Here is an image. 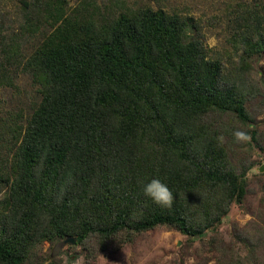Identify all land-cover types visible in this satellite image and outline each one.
Here are the masks:
<instances>
[{"label": "trees", "instance_id": "obj_1", "mask_svg": "<svg viewBox=\"0 0 264 264\" xmlns=\"http://www.w3.org/2000/svg\"><path fill=\"white\" fill-rule=\"evenodd\" d=\"M163 1L0 7V88L23 74L39 95L23 121L0 118V264L68 237L95 257L158 227L198 236L243 201L247 168L228 138L252 123L248 103L264 105L251 61L264 56V0L227 13L226 59ZM153 177L174 192L171 208L143 195ZM261 217L248 253L218 251L217 264H264Z\"/></svg>", "mask_w": 264, "mask_h": 264}, {"label": "rangeland", "instance_id": "obj_2", "mask_svg": "<svg viewBox=\"0 0 264 264\" xmlns=\"http://www.w3.org/2000/svg\"><path fill=\"white\" fill-rule=\"evenodd\" d=\"M18 1L0 0V7L11 16H15ZM114 1H124L131 6L149 2V0H97L99 4ZM254 1L163 2L169 10L194 16L205 34L207 47L226 59L228 55L232 56V53L228 52L229 47L225 43V31L222 27L227 20L226 15L234 6ZM251 61L257 71L264 72V56L253 57ZM36 92L30 85L28 77L23 74L19 76L15 88H0V118L9 122L14 118L23 121L39 101ZM247 107L253 121L242 131L246 132L250 139L237 141L234 136L228 138L230 155L237 170L247 168L246 194L241 203L231 205L227 216L214 229L188 237L178 230L158 227L138 234L130 243L114 245L109 252L99 253L95 257L87 255L80 246L71 247L74 244L64 243L63 240L54 244L46 242L34 251L25 264H64V256H68L74 264H217L215 254L222 250L231 255L244 257L248 253L247 239H252L251 234L257 230L255 224L259 225L262 222L261 216L264 213V172L259 171L264 165V105L252 100ZM236 128L240 126L236 124ZM262 228L260 226V232H263ZM213 236L217 239L215 238L209 247L207 241Z\"/></svg>", "mask_w": 264, "mask_h": 264}, {"label": "clouds", "instance_id": "obj_3", "mask_svg": "<svg viewBox=\"0 0 264 264\" xmlns=\"http://www.w3.org/2000/svg\"><path fill=\"white\" fill-rule=\"evenodd\" d=\"M234 137L237 141H246L250 139L244 131L237 130L234 132ZM141 191L144 196L149 198L153 203L162 207L171 208L174 203V192L162 179L153 177L141 183ZM64 264H74L68 257H63Z\"/></svg>", "mask_w": 264, "mask_h": 264}, {"label": "water", "instance_id": "obj_4", "mask_svg": "<svg viewBox=\"0 0 264 264\" xmlns=\"http://www.w3.org/2000/svg\"><path fill=\"white\" fill-rule=\"evenodd\" d=\"M259 171L260 172H264V165H262L260 168H259ZM64 243H70V244H75V239L73 237H68L66 239L63 240Z\"/></svg>", "mask_w": 264, "mask_h": 264}]
</instances>
